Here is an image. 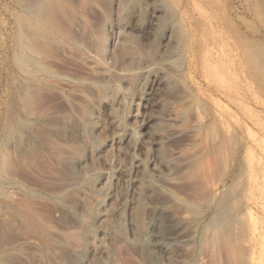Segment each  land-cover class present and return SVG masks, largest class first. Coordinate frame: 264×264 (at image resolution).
<instances>
[{"label": "rangeland", "instance_id": "obj_1", "mask_svg": "<svg viewBox=\"0 0 264 264\" xmlns=\"http://www.w3.org/2000/svg\"><path fill=\"white\" fill-rule=\"evenodd\" d=\"M258 1L264 5L62 0L73 17V26H64L69 39L62 33L39 57L21 40L28 33L18 20L20 1L0 0V156L9 161L5 174L0 171V204L9 203L8 194L19 200L22 185L54 232L90 238L86 252L60 247L75 256L65 264H212L209 245L199 247L202 230L223 216H236L235 251L221 264H249L251 256L252 264H264V19ZM37 82L39 92L30 97L34 115L65 117L66 133L43 143V159L23 163L21 139L41 146L40 139L3 131L14 116L27 119L17 91ZM54 144L61 164L53 158ZM13 224L1 231L0 243L9 238L13 245L6 248L22 247L21 264L31 256L35 264H57L24 226ZM153 234L162 237L163 251L155 250ZM176 235L194 236L185 247L171 242ZM121 237L125 247L117 255Z\"/></svg>", "mask_w": 264, "mask_h": 264}, {"label": "bare ground", "instance_id": "obj_2", "mask_svg": "<svg viewBox=\"0 0 264 264\" xmlns=\"http://www.w3.org/2000/svg\"><path fill=\"white\" fill-rule=\"evenodd\" d=\"M19 1H20L21 10L23 12H22V14L20 13V15H19L20 17L18 18V20L23 25V27L27 30L26 33H28V34L24 35L21 40H22V42H24V46H25L26 50L29 53H31L34 56H39L40 57V55H42L44 53V50L45 49H47V48L50 49L48 46L52 43V40H55L57 38V36L59 38H62V37L59 36L62 33L65 35V37L67 36L66 35V32L64 33V26H66V25L67 26H70V27L73 26V25H70L71 19L73 17L71 18L70 17V14H69L70 12L68 11L69 12L68 13L66 11V9L64 8L65 4L63 6L62 0H27V1L26 0H19ZM261 2L262 1H258V3H256L257 4V14H258L259 18L264 19V7H263L264 5H262ZM103 36H105V34ZM67 38L69 39L68 36H67ZM74 40H76V39H74ZM105 40H106V38L103 37L102 42H105ZM75 43H76L75 41L72 42V44H75ZM65 44H67V43H65ZM69 44H71V43H69ZM60 45L63 46V44H60ZM76 45L77 44H75V46L73 45L72 47H77ZM35 84H36V88H29V89L27 88V89H25L23 91H21V90H19V92L17 91V95H19V97H20V98L19 97L18 98L20 99V104L22 106V110H23L25 116L27 117V119H22V118H19L17 116H14L11 119L12 120L11 126L8 129H5L7 131H3L4 133L8 132V135L11 134V136H13V137L15 135L21 136V134H22L23 131H29L30 134H32V135H34V136H36V137H38L40 139L41 142L40 141L39 142H40V144L42 143L41 146L40 145L36 146L34 144H31V143H29V141H28L29 144H25V142H23V140L21 139L22 145H19L20 147H18V150H17L18 152L16 150L15 151L18 154L17 156L20 157L19 160L20 161H23V163H24V161H28V163L29 162H33L34 163L40 157L42 158L43 157L42 154L44 152L43 151L44 150V148H43V146H44L43 143L44 142L51 141L50 139H53V141L56 140L57 142L61 141L60 140L61 137H62L61 136L62 135L61 133L63 132V130H62L63 127L62 126L66 124V123L65 124H62L61 123L62 122L61 119L63 117L60 118V117L57 116L58 118L57 119L55 118V120H54L53 118L52 119H49V118H41V117H39V115H34V112H33V109H32L33 107H31V101H30L31 98L30 97H31L32 94L34 95V93L37 92V90H38L37 88L40 86V82H37ZM38 92H39V90H38ZM64 132L66 133V131H64ZM11 136H10V138H11ZM57 146L58 145L53 146V148L56 149V150H54L56 152H54L53 158H54V160L57 163L61 164L60 163L61 162V158H63V157H61L62 152H61L60 149L57 148ZM13 147H14V145H13ZM76 148H77V146H76ZM71 150H73V152L76 151L75 152L76 155H78V154L81 155V150H82L81 148L78 149V150H75L74 148H72ZM70 151H68V152L72 154V152H70ZM65 152H66V150H65ZM13 153H15V152H13ZM51 153H52V151H51ZM14 158H15V156H14ZM12 160H13V158H12ZM51 160H49V161H51ZM40 162H42V161H40ZM46 162H48V161L46 160ZM8 165H9L8 159H6L5 157L0 156V171L3 172L4 168L6 169V167ZM27 166H28V164H27ZM56 167H58V166H56ZM4 172H3V175L5 174ZM1 183H2V181H1ZM14 186H16V185L13 184V187ZM17 188L22 191V195H21V198H19V200H16V202H15L14 201V195L8 194L9 195L8 196L9 203H7V204H0V212H2L3 215H5V219H6V221L4 219V221L1 222L2 224H0V234L2 233L1 231H3V230L5 231V232L3 231V233H7V230L9 231L8 226L11 223H15L16 226H15V224H13L15 227H17V226H24V228L27 229L31 233V235H33V238L35 237V239H37L36 242H38V244L40 246V249L43 250V251H45L47 253V255L51 256V258L53 259V261H52V259H51V261L52 262L55 261V263H57V264H65L64 262L67 263L69 261V260L67 261L68 258L74 256V255H71V251L70 252L67 251L68 248H72V247L74 248V246H77L78 249L80 248L82 251H85L86 250V248L90 245V242H89L90 241L89 240L90 238L83 237L79 233H74V232L73 233L72 232L70 233L69 231L66 232V230H63V229L62 230L64 232H62V233H56V232H54V229H53L54 227L51 228L50 226H48V223H46L47 220L45 221L43 219V217L41 216V214L39 213L38 210L40 208H38V210H37L36 207L33 208L32 207V204H30L31 203V200H29V197L28 196H31V194L33 192L31 193L30 190L27 191L26 189L23 188L22 185H19ZM91 188H92V185H91ZM1 193H3V191ZM16 193L17 192H15V195H16ZM6 199H7V197H6ZM35 206H37V205H35ZM227 209H228V207H227ZM233 214H235V213H233ZM53 217L55 218V215H53ZM235 217L223 216L222 218H219L218 220H215L214 222H212L208 226H205L203 228V230H202V236H201L202 238H201L200 246L199 247L202 246V247L205 248L204 245H206V246L209 245V247L211 248V251H212L211 252L212 253L211 254V258H210L212 264H221V261H222V257L223 256H227V257L233 256L232 254L235 251V249H233L234 248V241H235L234 229H233V226H234V223H235ZM135 219L138 221V217H136ZM59 221H61V219ZM250 221H249V223H250ZM58 223H60V222H57L56 224H58ZM63 225L65 226L64 223H63ZM238 226H239V224H238ZM235 228H236V226H235ZM14 229L12 230L13 232L15 231ZM18 229H19V227H18ZM237 230L240 231V229H237ZM13 232H11V233H13ZM20 232L21 231L19 230V233ZM8 235H9V233H8ZM31 235H30V237H31ZM4 236H5V234H4ZM17 236H19V235H17ZM152 236H153V243H154L153 245L157 248L155 250L156 251H158V250L163 251L162 246L164 247V245H162V243H161L162 237L160 239L159 238L160 236H157V235H154V234ZM193 236H191V237H193ZM191 237L189 235H185V236L184 235L183 236L176 235L174 238H172V236H171L172 239H170V240L174 244H177L178 243L179 245L182 244L183 246L186 247L187 245L190 244ZM6 239H8L7 240V245L4 246L3 243H0V264H21L19 261H20V259L22 257L19 258V256H23V255H20V254H22L24 252L23 251V248L22 247H20L18 249L16 248L15 250H13V248H12L13 246H11L12 249L6 248V246L10 245V243H11V239H9V238H6ZM21 239H22V237H21ZM12 243H11V245H13ZM14 243H16V242L14 241ZM123 244H124V242H122V237H121V241H118V243L116 244V247H115V252L117 253V255L120 254L123 251V248L125 247V245H123ZM60 247H66L67 249L65 250V249L60 248ZM188 247H191V246H188ZM202 247H201V249H202ZM235 253H237V252H235ZM200 254H202V252ZM223 254H225V255H223ZM75 255H78V254H75ZM251 255H248V256L250 257ZM120 257H122V256H120ZM31 258H32V256H31ZM31 258H28V259L31 260ZM25 259L27 260V258H25ZM73 259H75V258H73ZM30 260H28L27 263H23V264H35L33 262L36 259L35 260L33 259L34 261L32 260L31 262H30ZM234 260H235V258H234ZM248 260H249V264H252L254 262L253 256H251L250 258H248ZM246 262H247V260H246Z\"/></svg>", "mask_w": 264, "mask_h": 264}]
</instances>
